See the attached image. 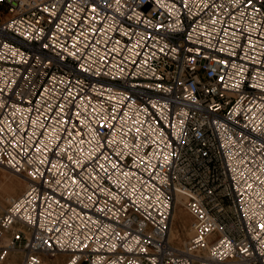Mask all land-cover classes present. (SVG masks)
<instances>
[{
    "label": "built area",
    "instance_id": "2783aa9c",
    "mask_svg": "<svg viewBox=\"0 0 264 264\" xmlns=\"http://www.w3.org/2000/svg\"><path fill=\"white\" fill-rule=\"evenodd\" d=\"M0 166V263L264 264V0H0Z\"/></svg>",
    "mask_w": 264,
    "mask_h": 264
},
{
    "label": "rangeland",
    "instance_id": "374dc122",
    "mask_svg": "<svg viewBox=\"0 0 264 264\" xmlns=\"http://www.w3.org/2000/svg\"><path fill=\"white\" fill-rule=\"evenodd\" d=\"M25 180L22 176L11 172L0 166V200L6 195L18 194L25 185ZM170 232L172 239H175L179 244L184 241L188 235L192 233L191 227H189L188 216L184 211L182 204H176L174 217L171 219ZM58 262L54 261V264H61L62 259L59 256ZM20 252L9 251L7 257H4L0 264H7L8 261H14L15 264H20Z\"/></svg>",
    "mask_w": 264,
    "mask_h": 264
},
{
    "label": "bare ground",
    "instance_id": "6f19581e",
    "mask_svg": "<svg viewBox=\"0 0 264 264\" xmlns=\"http://www.w3.org/2000/svg\"><path fill=\"white\" fill-rule=\"evenodd\" d=\"M182 201H183L182 200V195L179 194V193H177V195H176V203H175L174 209L172 211L171 219L174 217V212H175V209H176V204H181ZM169 237H170V239H172L171 232L170 231H169ZM5 241H6V238H4V237L3 238H0V246L5 245ZM5 257H7V256H5ZM7 264H15V262L14 261H8Z\"/></svg>",
    "mask_w": 264,
    "mask_h": 264
}]
</instances>
